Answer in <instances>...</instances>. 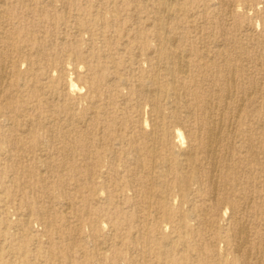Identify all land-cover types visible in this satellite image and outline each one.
<instances>
[{
  "label": "rangeland",
  "instance_id": "374dc122",
  "mask_svg": "<svg viewBox=\"0 0 264 264\" xmlns=\"http://www.w3.org/2000/svg\"><path fill=\"white\" fill-rule=\"evenodd\" d=\"M50 215L63 264H264V0H0V264H49Z\"/></svg>",
  "mask_w": 264,
  "mask_h": 264
},
{
  "label": "bare ground",
  "instance_id": "6f19581e",
  "mask_svg": "<svg viewBox=\"0 0 264 264\" xmlns=\"http://www.w3.org/2000/svg\"><path fill=\"white\" fill-rule=\"evenodd\" d=\"M171 2V1H170ZM162 9H163V11H164V13H165V15H167L168 16V18H171V17H175V16H177L176 14H177V12H178V10H179V8H177V9H175V11H174V9H173V7L171 6V4L170 3H165L164 5H163V7H162ZM180 11H182L181 9L179 10V12ZM172 12H174V13H172ZM192 28V27H191ZM165 36V35H164ZM175 40V39H174ZM175 42V41H174ZM161 43H164V45H167L168 43H169V40L166 38V37H164L162 40H161ZM151 53V52H150ZM205 53V52H204ZM159 57H160V59L162 60V62L164 63H166V64H170L171 62H170V60L171 61H173L171 64H173V66L172 67H170V68H168L167 67V70H168V72H169V74L171 73L173 76H175V75H177L178 73H182L184 70H185V68L187 67V65H188V62H187V59H186V56H185V53H184V51H182V50H180V49H174V50H163V51H161L160 52V54H159ZM211 58V57H210ZM10 64V63H9ZM202 66V65H201ZM247 68V67H246ZM232 70V69H231ZM230 70V71H231ZM188 72V71H187ZM187 72H185V73H187ZM230 75V74H229ZM210 76V75H209ZM6 77V76H5ZM158 77V76H157ZM224 77H226V76H224ZM232 80H233V78H232ZM226 81H229V79L228 80H226ZM228 83V82H227ZM231 83H232V81H231ZM139 85V84H138ZM137 85V87H138V89L139 88H142L141 86H143V85H139L138 86ZM153 85H154V89H153V92H155L156 94H158L157 92L159 91V88H160V81L158 80V78L157 79H154L153 80ZM227 85V84H226ZM250 85V84H249ZM232 86H234L233 84H232ZM259 87V86H258ZM215 88V87H214ZM250 88H251V86H250ZM208 89V88H207ZM232 89V88H231ZM234 89V88H233ZM228 87L223 91V93H224V95H227V93H228ZM238 90V89H237ZM232 91V90H231ZM240 91V90H239ZM254 91H255V89H254ZM217 92V91H216ZM243 92V91H242ZM245 92V91H244ZM251 92H252V90H251ZM138 93L139 94H141V91L140 90H138ZM210 93H212V92H210ZM218 93V92H217ZM242 94V93H241ZM248 94H250L249 92H248ZM255 94V93H254ZM257 94V93H256ZM176 95V94H175ZM251 95H253V93L251 94ZM228 96H229V94H228ZM227 96V97H228ZM165 97V96H164ZM208 98V97H207ZM206 98V99H207ZM217 98H219V97H217ZM229 98V97H228ZM158 98H156L155 97V100H157ZM210 99H211V97H210ZM217 100V99H216ZM228 100V99H227ZM226 100V101H227ZM157 102V101H156ZM210 102V101H209ZM214 102V101H213ZM223 102H224V100H223ZM208 103V102H207ZM237 103V102H236ZM157 104V103H156ZM210 104V103H209ZM226 104V103H225ZM241 104H243V101H242V103ZM237 105V104H236ZM249 105V104H248ZM210 106V105H209ZM215 107V106H214ZM223 107V106H222ZM226 107V106H225ZM207 108V107H206ZM216 108V107H215ZM221 108V107H220ZM237 108H238V106H237ZM223 109V108H222ZM208 110V109H207ZM225 110V109H224ZM230 110V109H229ZM233 110V109H232ZM231 110V111H232ZM238 110H239V108H238ZM237 110V113L239 112ZM214 111V110H213ZM219 111H222V110H219ZM235 111H236V109H235ZM230 112V111H229ZM233 113V112H232ZM220 114V113H219ZM229 115H231V114H229ZM234 115V114H233ZM221 116H222V113H221ZM220 117V116H219ZM231 117V116H230ZM208 121H209V127H208V129L207 130H205V132H204V140L200 143V148H201V150H202V152L203 153H205L206 154V157L208 156V157H210V159L211 158H213L214 157V155L216 156V153L219 151V149H220V143H219V135H220V133L222 132V128L223 129H226V127H227V125L226 126H224V125H220V120H221V118H220V120H216V118L215 117H213L211 114H209L208 115V119H207ZM230 120V119H229ZM225 121V120H224ZM229 123V122H228ZM222 124V123H221ZM230 125V124H229ZM221 126H224V127H221ZM201 130H202V128H201ZM227 131H228V128H227ZM162 133V130L161 129H158V128H156V127H152L151 128V130H150V136H152V137H154V136H158V135H160ZM52 134V133H51ZM173 137H174V139H177V141H178V138H180V134H177V132L176 133H174L173 134ZM224 137H225V135H224ZM183 139V138H182ZM224 140V139H223ZM183 142H184V140H182ZM221 141V140H220ZM182 142V143H183ZM98 143H101V144H104L105 146H107V150H106V154L110 157V158H115V157H118V154L117 153H114L113 152V150H112V148L109 150V148H108V146H109V144H107V142H106V140L104 139V138H100L99 140H98ZM227 144V143H226ZM179 146H180V144H178ZM132 151L134 152V154L136 155V156H139L140 155V153L142 152V149H141V147H134L133 149H132ZM188 152V151H187ZM153 155V150L150 152V156H152ZM180 155V154H179ZM225 155V154H224ZM230 156V155H229ZM221 157V156H220ZM204 158V157H203ZM226 158V157H225ZM221 159V158H220ZM224 159V158H223ZM211 160H213V161H211V162H214V159H211ZM153 161V160H152ZM207 161V160H206ZM183 162V161H182ZM210 162V163H211ZM215 163V162H214ZM222 163V162H221ZM213 165V164H212ZM211 165V166H212ZM214 166V165H213ZM215 166H216V164H215ZM139 167V166H138ZM225 167V166H224ZM165 168V167H164ZM212 168V167H211ZM218 168H219V166H218ZM122 169L123 170H125L126 172H128V170L126 169V166L124 165V166H122ZM215 169H216V167H215ZM211 170V169H210ZM179 171V170H178ZM212 171H214V170H212ZM212 171H210V172H212ZM217 173H218V171H217ZM153 174V173H152ZM152 176V175H151ZM213 176V175H212ZM212 176H211V178H212ZM210 178V177H209ZM210 178V179H211ZM209 179V180H210ZM208 180V181H209ZM215 181H216V179H215ZM214 181V182H215ZM119 182H122V184L123 185H127V186H129V184H130V181L128 180V176H126V180L125 179H123L122 177H120L119 178ZM216 183V182H215ZM211 184V183H210ZM150 185V184H149ZM215 185V184H214ZM212 186H213V184H212ZM215 187V186H214ZM220 188V187H219ZM214 189V188H213ZM216 189V188H215ZM221 189V188H220ZM219 189V190H220ZM215 191V190H214ZM213 191V192H214ZM221 192V191H220ZM215 194V193H214ZM212 196H214L213 194H212ZM213 198V197H212ZM150 199V198H149ZM213 199H215V197L213 198ZM213 201V200H212ZM150 202V201H149ZM149 202H147L146 203V206L147 207H149L150 206V203ZM250 205V204H249ZM249 205H247V206H249ZM69 206V205H68ZM70 207V206H69ZM150 208V207H149ZM207 208V207H206ZM243 208L244 207H242V210H243ZM33 215H36V217L38 216V217H40V219L39 220H43L44 218L42 217V213L39 211V208H36V209H32L31 211H30ZM241 212H243V211H241ZM236 213V212H235ZM247 213V212H246ZM151 214V213H150ZM149 214V215H150ZM243 214V213H242ZM239 216V215H238ZM149 217V216H148ZM147 220H149V218H146ZM27 220H28V218H27ZM57 223V224H56ZM92 223H93V221H92ZM44 225H45V228H46V230H47V233H48V236H49V238H51L52 240H53V242L48 246V249L49 250H51V252H50V258L48 259V263L50 264H53L54 263V261H57L58 263H60V264H63L62 262L64 261V260H66V257H65V251L62 249V242H63V238H65V237H68V231H67V229L64 227L65 225L64 224H62V218L60 217H58V216H56V215H50L49 216V218L47 219V220H45V222H44ZM240 227V226H239ZM246 235V232L244 231V228H243V226H241V230L239 231V233H238V236H237V238H239L240 240H239V242H237V248L239 249V250H241V251H244V256H245V258H247L246 256H249L248 255V250L249 249H247V244H248V240H247V238L248 237H246L245 236ZM178 238V242H179V244H181V241H182V237L181 236H178L177 237ZM55 240H56V242H55ZM141 243L146 247L147 246V243L144 241V240H142L141 241ZM166 243H168L169 244V240H167L166 241ZM263 243H264V241H263ZM263 246H264V244H263ZM261 247H262V245H261ZM238 250V252H240ZM264 250V249H263ZM146 251H147V248H146ZM237 252V253H238ZM256 252V251H255ZM257 254V253H256ZM166 256H168L169 255V253L167 252L166 254H165ZM247 260V259H246ZM258 263V262H257Z\"/></svg>",
  "mask_w": 264,
  "mask_h": 264
}]
</instances>
